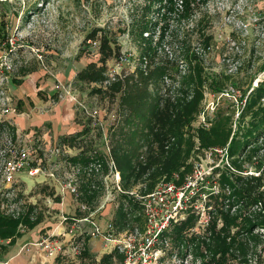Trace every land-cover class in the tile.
Masks as SVG:
<instances>
[{
	"label": "rangeland",
	"instance_id": "obj_1",
	"mask_svg": "<svg viewBox=\"0 0 264 264\" xmlns=\"http://www.w3.org/2000/svg\"><path fill=\"white\" fill-rule=\"evenodd\" d=\"M107 38L113 51L103 59V41ZM89 63L104 65L103 78L78 82L77 73ZM197 63L204 68L203 84L197 80ZM150 74L147 104L159 100L161 108L170 104L183 112L200 89L203 99L193 127L210 126L207 117L230 108L235 130L251 90L264 80V0H192L189 11L184 0H0V210L17 215L30 210L32 215L43 217L34 229L20 226L23 236L16 242L28 239L32 233L35 238L45 236L47 229L61 222V211L54 208L57 201L49 191L55 188L63 199L67 192L61 186L69 180H75L79 193L83 191V181L87 179L81 173L88 169L81 171L83 166L71 165L69 158L90 148L98 156L105 155L108 170L103 163L90 179L98 188L91 200L85 201L82 193L70 199L73 206L63 213L68 217L64 225L66 230L75 223L80 227H76V236L67 238L51 264H264V249L260 259L239 262L231 255H214L213 248L219 241L218 234L222 238L238 229L230 226L226 233L223 228L225 215L229 210L235 213L237 205L232 194V200H227L230 193L223 187L222 177L230 172L244 176L260 171L264 176V139L244 154L240 160L242 170L234 167L227 147L213 148L193 154L188 161L193 172L180 186L173 182L178 173L172 175V181L167 180V174L154 177L155 166L173 155L169 153L174 139L160 149L148 139L147 130L137 131L131 138L137 125L125 123L129 104L122 102L126 89L138 87L141 77ZM65 87L79 102L64 93ZM20 99L23 102L19 108ZM63 105L73 106L80 129L86 125L90 128L73 145L63 143L60 135L55 136L48 122L38 128L17 124L18 117L32 113L42 116ZM94 110L98 113L93 116ZM121 127L125 130L123 139ZM119 140L121 144L130 140L138 147V154L133 157L136 170L128 180V190L123 186L112 151ZM254 147L260 149V155L248 154ZM14 160L25 161V165L8 179ZM149 161L147 170H138L137 162ZM36 166L43 172L32 174L31 167ZM169 182L176 185V193L163 190L162 195L167 198L160 202L165 204L151 202L159 222L170 212L174 218L149 246L147 240L154 226L149 225L145 207L148 198L142 190L154 183L155 191ZM124 193L129 195L127 200L135 199L142 205L135 210L123 200L134 224L122 233L111 228V239L93 237V221L107 234L108 223H112ZM177 200L181 202L175 212L173 205ZM78 202L91 207L81 210L89 218L86 221L72 219L79 214ZM4 244L0 261L17 248L16 243ZM34 250L45 257L38 254V263L46 264L44 250L38 247L31 252ZM115 251L124 255L123 262L118 255L112 260H101Z\"/></svg>",
	"mask_w": 264,
	"mask_h": 264
},
{
	"label": "trees",
	"instance_id": "obj_2",
	"mask_svg": "<svg viewBox=\"0 0 264 264\" xmlns=\"http://www.w3.org/2000/svg\"><path fill=\"white\" fill-rule=\"evenodd\" d=\"M184 2L186 10L189 11L192 0H184ZM103 50L106 51L103 59L113 51L109 45L108 38L103 41ZM197 66V80L198 83L203 84L205 77L204 68L201 63H197ZM104 72V65L98 67L96 63H89L77 73L76 79L78 82L89 83L99 81L103 78ZM151 76L152 74L141 77L140 81L137 82L138 87L131 86V90L130 88L128 90L126 89L122 102L129 104L125 115V123H135L137 125V129L132 132L130 137L136 134L137 131V133H143V130H147L150 133L148 139L160 149H165L166 145H169L171 140L174 139L170 146L172 150L169 153V155L172 153L173 155L168 156L169 158L166 157L155 166L154 169H156L157 174L153 172V176L167 174V180L172 181V175L178 173V177L173 182L180 186L186 182L187 176L193 172L191 163H188L193 154H203L213 148L226 147L228 149V156L232 159L234 167L237 170H242V161L240 160L243 159L244 154L250 149V146L264 139V103L262 102L264 98V80L260 81L257 87L251 90L247 98V103L240 113L241 121L238 125L239 127L234 130L233 115L230 108L218 110L214 117H207L206 120H208L207 123L210 126L207 127L200 124L197 127H193L192 121L197 119L195 117L199 114L203 99V94L200 89L195 92V100L183 112L176 111L170 104H166L161 108L159 100L156 103L150 101L147 104V92ZM116 85L114 86L115 90L117 88ZM218 90L220 91L222 89L218 88ZM21 100L17 103L19 108L23 102ZM134 118L135 120L137 119V122H134ZM89 130V126L86 125L82 130L74 134L63 135L60 139L63 143L73 145ZM124 131L123 127H121L120 133L122 139ZM125 143L121 144L120 140L117 141L112 151L122 173L123 186L125 190H128L131 188L128 180L132 178L131 176H133L136 170L133 165V157L135 154H138V147L133 146L130 140ZM176 148L177 155L174 152ZM94 152L90 148L82 149L80 153L70 157L69 162L73 166L81 164L83 166L80 169L81 171L92 163H100L101 165L104 163L105 171H107L108 167L104 158L105 155L98 156ZM259 152L260 149L254 147L248 154L254 153L255 155H260L261 153ZM262 152L261 160L264 162V148ZM137 164L139 166L138 170L145 171L148 169L150 161L145 164L137 162ZM94 174L95 171L81 173V176L87 180L83 181V191L80 190L82 195L79 193V196H83L85 201L91 200L93 196L98 194V188L93 187L95 184L90 180ZM224 175L222 177L224 180L223 187L225 189L227 188L230 193V198L228 197L229 195H226L227 200L230 202L233 196L237 209L235 213H231L229 210V214L225 215L226 223L223 228H225V231L226 229L229 230L230 226L238 227V229L233 234H230V232L227 233L226 231V236L222 238L220 234L217 235L219 241L215 242V246L213 244V248L215 247L214 255L220 253L222 258L231 255L233 259L239 262H247L252 258L260 259L264 249V176L261 171L257 175L248 174L243 176L240 173L234 172H230V175ZM154 188L155 185L152 183L148 189L142 190L143 195L152 192ZM127 194H121L122 200L120 206L112 218L111 224L116 233H122L134 224L126 212L127 208L123 200L131 203L133 205L132 208L135 210H140L142 206L135 199L127 200L129 196ZM49 195L55 196V201L60 202L61 197L56 194L55 188L49 191ZM77 209V212H79L78 217L86 215L79 207ZM32 213L33 211L29 210L24 213H18L17 215L7 214L0 210V239L10 240L8 244H15L17 239L23 236V233L20 231V226H25L27 229H34L39 225L43 220L42 215L38 214L34 216ZM216 232H213V236ZM2 246H5V244ZM116 255H118L119 261L123 262L125 260L124 255L117 253V251L104 255L101 260H112Z\"/></svg>",
	"mask_w": 264,
	"mask_h": 264
},
{
	"label": "built area",
	"instance_id": "obj_3",
	"mask_svg": "<svg viewBox=\"0 0 264 264\" xmlns=\"http://www.w3.org/2000/svg\"><path fill=\"white\" fill-rule=\"evenodd\" d=\"M96 42H94V45L96 46ZM64 93L66 95H69L71 96V91L69 89H67V87L64 88ZM68 96V97H69ZM73 97V100L79 102L76 98V96H71ZM98 111L97 110H94V113L92 114L93 116L95 114H97ZM205 120V117L203 118ZM215 150H218V149H223V148H214ZM23 157L26 156V153L23 152ZM14 163L15 164H11V166L9 167V172H8V179H12L13 178V172H15L16 170H20L23 166V164L25 165V161L23 162L22 160L19 161V162H16L14 160ZM99 165V166H98ZM102 165L100 163H92L90 166L88 167H85L88 169V171H98L99 170V167H101ZM31 173L32 174H36V173H39V172H43V169L40 167V166H36V167H31ZM48 175L54 177L55 174L54 172H49ZM120 176V175H119ZM62 190L64 191H69L72 195H75V196H79V190H78V186H77V183L75 182V180H69L68 182H65L62 186H61ZM166 191L165 193L167 192H172V191H175L176 193V185L173 184V183H165L162 187H160L159 189L153 191V192H150L146 195H143V196H147V200L148 202L145 203V207H146V211H148V220H149V225L151 224V226L153 225L154 226V229L152 230V235L148 237V243H149V246L153 243V240L156 239L158 237V235L160 234V232L166 228L170 221L174 218V215L172 212H170L169 214L163 216V221H160L158 220L159 218V214L154 210L153 208V204L151 202V200H156L157 203H160V204H165V202H160L161 201H164V198H167L166 195H162V191ZM177 194H182V193H179L177 192ZM174 202V201H173ZM180 202L181 200H177V202L175 201V204L173 205V211H177L178 208H179V205H180ZM88 208V210L91 209V207H88L87 205H85L84 203H81L80 205V210L82 211H85L86 209ZM172 211V210H171ZM174 212V213H175ZM178 212V211H177ZM92 214V212H91ZM73 220H75L76 222H83V221H86L88 220V216L85 215V217L83 218H75L73 217L72 218ZM68 220V217L66 216H62V220L60 222V224H58L56 227H54L51 231H48L47 234L35 241H31L27 244H25L21 251H31L33 248H38L40 247L42 250H44L45 252V255L48 257V258H51V259H54L56 258L57 256H59V254L62 252L63 248H64V242L67 240L68 237H70L71 239L76 236L75 233V230H76V227H80V225H76L73 224V226L69 229V230H66V227L64 225V223ZM108 230H107V234L104 233L101 228L99 227V225L97 223H95L93 221V230L91 231V235L93 237H97L99 235H101L102 237H104L105 239H111V228H112V231L113 230V225L110 223H108V226H107ZM115 232V231H114ZM73 233V234H72ZM81 235V234H79ZM63 236L65 237L64 241L63 240H60V237ZM10 240H1L0 239V250L2 248V245L4 243H9ZM1 264H9V261L6 260V261H3L1 262Z\"/></svg>",
	"mask_w": 264,
	"mask_h": 264
},
{
	"label": "crops",
	"instance_id": "obj_4",
	"mask_svg": "<svg viewBox=\"0 0 264 264\" xmlns=\"http://www.w3.org/2000/svg\"><path fill=\"white\" fill-rule=\"evenodd\" d=\"M77 100H78V98H77ZM71 101H73V100H71ZM56 108L57 109H55V111H53L51 113L47 112L42 116L40 114L36 115L35 113H32V114H27L28 115L27 117L26 116L18 117L19 122L17 124L19 126L21 125V127H26V128L30 127V126H34V127L38 128L41 125H43L44 123L48 122L50 124V127H51L50 130H52L55 133V136L56 135H60V136L70 135V134H74V133L82 130L79 128L80 124L75 121V113L73 111V106L65 108V105H63L62 109H61V106H57ZM31 115H33V116H31ZM19 116H21V115H19ZM93 187H95V186L93 185ZM65 192H67V196L64 197L63 199H61L60 202H57L56 205L54 206V208L61 211L62 216L64 215L63 213L65 211L70 210L71 206H73L72 202L70 201V199H73L72 198L73 195L67 190ZM59 194H62V191ZM78 203L79 204L77 207L80 208L81 203L80 202H78ZM83 217H85V215ZM83 217L76 216L75 218H83ZM59 224H60V222H59ZM57 225L55 224L54 227H56ZM54 227H52L51 229H47L46 233L48 231H51ZM41 237H43V236H38L37 238H35L33 236V233H32L31 237H29L28 239H24L21 242H16V244H15L17 247L16 250H15V248H13L14 252L12 250L8 251L5 255V258L0 261V264H1V262L6 261V260L9 261V264H39L38 263V261H39L38 254L40 255L41 252H36L37 249L32 251V252L31 251L30 252H24V251H21V249L25 244H27L31 241H35ZM11 251H12V253H11ZM41 256H43V254H41ZM53 260L54 259L47 258L46 264L53 263ZM43 262L44 261H42V264H43Z\"/></svg>",
	"mask_w": 264,
	"mask_h": 264
}]
</instances>
